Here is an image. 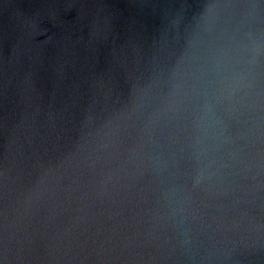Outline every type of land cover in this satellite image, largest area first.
<instances>
[{
	"label": "water",
	"instance_id": "water-1",
	"mask_svg": "<svg viewBox=\"0 0 264 264\" xmlns=\"http://www.w3.org/2000/svg\"><path fill=\"white\" fill-rule=\"evenodd\" d=\"M0 264H264V0H0Z\"/></svg>",
	"mask_w": 264,
	"mask_h": 264
}]
</instances>
